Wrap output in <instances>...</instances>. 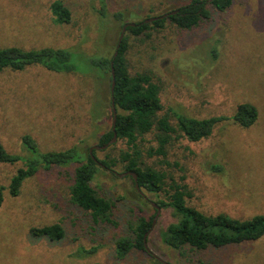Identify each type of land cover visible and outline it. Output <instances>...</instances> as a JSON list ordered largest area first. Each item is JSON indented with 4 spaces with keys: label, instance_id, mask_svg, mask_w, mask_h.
Masks as SVG:
<instances>
[{
    "label": "rangeland",
    "instance_id": "1",
    "mask_svg": "<svg viewBox=\"0 0 264 264\" xmlns=\"http://www.w3.org/2000/svg\"><path fill=\"white\" fill-rule=\"evenodd\" d=\"M61 1L72 13L70 24L55 23L50 5ZM109 19H99L92 0H0V49H63L71 53L76 73H53L41 67L0 74V144L22 155L21 138L32 137L43 152L82 151L98 145L111 125L110 80L89 61L110 57L124 23L157 16L191 0H105ZM210 16L192 30L167 25L149 37L129 38L126 63L130 75L148 73L159 87L162 111L173 125L171 110L195 119L224 118L199 142L174 141L165 162L148 158L152 135L138 140L140 161L170 180L187 186V204L207 215L245 220L264 214V0H233L220 13L207 2ZM151 10L153 12H151ZM123 14V22L112 15ZM92 55L91 58H89ZM248 103L258 113L247 129L231 120L236 107ZM127 150L116 139L98 160H115L101 169L91 186L113 203L116 225H95L71 204L69 187L76 165L41 170L26 180L17 197L0 205V264H264V236L254 242L196 252L169 248L161 239L177 222L170 208H158V196L137 190L121 174L120 155ZM167 163L168 165H166ZM22 164H0V186L6 187ZM182 181V182H181ZM6 194V193H5ZM140 217L152 219L146 252L115 256L117 239L129 236ZM58 224L59 241L33 238L31 229ZM96 248L86 256L80 250Z\"/></svg>",
    "mask_w": 264,
    "mask_h": 264
},
{
    "label": "trees",
    "instance_id": "2",
    "mask_svg": "<svg viewBox=\"0 0 264 264\" xmlns=\"http://www.w3.org/2000/svg\"><path fill=\"white\" fill-rule=\"evenodd\" d=\"M92 1L98 5L99 19L102 22L109 19L106 1ZM208 1L210 6L220 13H225L233 4V0H191L163 14L147 16L134 23V26L127 27L119 48L117 49L116 43L110 57H93L96 55L89 57H93L89 61L92 67L99 68L105 76H109L110 89L112 64L115 81L112 99L116 111L114 129L116 139L124 141L127 146V150L120 155L122 173H135L139 190L156 196L164 194L166 200H159L156 205L158 208L172 209L177 216V222L167 227L161 239L169 248L176 251L184 248L196 252L218 250L254 242L264 236V214L245 220L232 218L225 214L207 215L187 204V199L191 197V194L186 185L172 179L171 183L167 184L162 173L149 166H144L140 161L142 154L139 151L138 140L146 135H152L154 144L146 152L147 157H157L165 162L167 148L174 141L182 138L190 142H199L208 138L216 125L224 120V118L218 117L195 119L171 110V117L176 121V124L173 125L168 115H160L162 104L158 85L154 83L148 73L130 75L125 59L130 37H149L151 34L163 30L167 25H172L180 30H192L203 20L209 18ZM50 12L57 24H70L72 21L71 11L61 1L52 2ZM151 12L153 11L151 10ZM172 12L176 13L171 14ZM112 18L114 21L123 22V14L120 12L113 14ZM152 18L157 19L146 23V20ZM125 24H122L121 28ZM115 52H117L116 57H114ZM71 60V53L63 49L24 50L8 47L0 49V74L5 71L23 72L31 67H41L53 73L74 74L76 70ZM109 103L111 125L109 130L100 136L97 146L107 145L113 137L111 93ZM257 117L256 108L251 104L244 103L236 107L231 120L238 127L247 129L254 125ZM21 149L22 155H12L0 144V164H22L8 185L0 186V205L5 195L17 197L22 184L39 171L76 165L69 187L71 204L87 213L95 225H116L112 219L113 203L100 197L91 186V182L101 169L110 171L116 166L115 160L100 161L97 159L95 151L90 154L89 148L82 151L77 146L59 152H43L29 135H24L21 138ZM130 178L134 184V191L137 193L135 182L131 176ZM151 227L152 219L146 220L144 217H140L134 225L129 227V236L116 240V258L124 260L133 250L146 252L145 243ZM29 234L33 238H47L51 241H59L64 236L63 229L58 224L31 229ZM80 252L90 256L96 253V248L81 249ZM198 264L208 263L200 259Z\"/></svg>",
    "mask_w": 264,
    "mask_h": 264
},
{
    "label": "water",
    "instance_id": "3",
    "mask_svg": "<svg viewBox=\"0 0 264 264\" xmlns=\"http://www.w3.org/2000/svg\"><path fill=\"white\" fill-rule=\"evenodd\" d=\"M176 12H172L171 14H175ZM164 17V16H163ZM157 18H152V19H148L146 20V23H151L153 21H155ZM134 26V23H126L122 29H121V32H120V35L118 37V41H117V49L119 48V45L121 43V41L123 40L125 34H126V29L127 27H132ZM117 55V52L114 53V57H116ZM111 77H112V82H111V89H110V93H111V110H112V114H113V127H112V131H113V137L111 139V141L105 145V146H93L89 149V153L92 154L93 151H102L104 149H106L108 146H110L111 144H113L116 140V133H115V129H114V124H115V118H116V111H115V107H114V102H113V99H112V95H113V88H114V84H115V81H114V72H113V69H112V64H111ZM114 174L119 177V178H123V177H126V176H131L135 182V188L136 190H139L138 188V185L136 183L137 181V177H136V174L133 173V172H127V173H122V174H117L114 172ZM157 209V214H158V207H155ZM145 250L147 251L146 249V243H145ZM160 263L162 264H167V263H164L162 262L161 260L157 259Z\"/></svg>",
    "mask_w": 264,
    "mask_h": 264
}]
</instances>
